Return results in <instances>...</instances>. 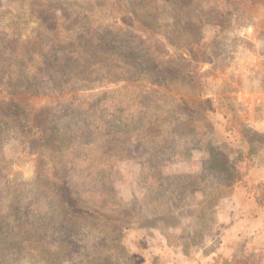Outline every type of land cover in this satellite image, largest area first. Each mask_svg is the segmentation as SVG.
<instances>
[{
	"label": "rangeland",
	"instance_id": "obj_1",
	"mask_svg": "<svg viewBox=\"0 0 264 264\" xmlns=\"http://www.w3.org/2000/svg\"><path fill=\"white\" fill-rule=\"evenodd\" d=\"M181 2L162 11L167 20L208 19L193 46L195 60L161 36L163 47L149 52L139 33L118 31L108 3L130 17L134 9L150 24L151 13L133 0H0V225L12 224L0 237L9 245L6 264H45L40 246L18 248L22 223L13 220L41 200L40 185L54 176L75 212H121L127 222L120 245L136 264H264V0ZM163 52L182 72L145 57ZM37 81L35 95L27 86ZM77 96L83 104L75 107L69 98ZM145 140L167 145L152 155L115 158L116 174H96L70 156L72 149L82 156V143L113 148ZM47 143L65 148L46 153ZM173 175L180 176L173 184L184 180L182 192L166 189L164 178ZM101 184L111 196L104 206L94 193ZM79 233L78 247L64 256L52 235L53 264H87L85 255L123 264L115 243L103 240L95 252L94 231L83 240Z\"/></svg>",
	"mask_w": 264,
	"mask_h": 264
},
{
	"label": "trees",
	"instance_id": "obj_2",
	"mask_svg": "<svg viewBox=\"0 0 264 264\" xmlns=\"http://www.w3.org/2000/svg\"><path fill=\"white\" fill-rule=\"evenodd\" d=\"M142 1V0H141ZM146 1V0H145ZM155 0H149L150 2H153ZM169 0H166L168 5L161 4V6H153L147 7V5H142L137 2V0H133V4L135 2V5L139 6V10L144 12L146 16L151 13L150 15V24H148L146 21L141 19L137 16V12L132 9V13L134 14L133 17H130L127 15L126 11L119 6L117 3H108L107 6L110 7V11L113 14V22L112 25L120 32H122L124 35L129 34L130 32L139 33V39L141 43V49L149 52H157V48L159 46L164 45L163 41L158 39L157 36H161L163 40L165 41L166 45H169L171 47H174L175 49H187L192 55V59H196L195 50H193V46L197 47L200 42V28L201 23L204 21H208L207 18H197V19H189L186 22H184L182 25L180 23L171 18V20H167L163 14L162 11H168L169 6H175L180 5L181 1H184V3H187V0H174V3L169 4ZM191 1V0H188ZM167 6V7H166ZM165 9V10H162ZM173 8V9H174ZM171 10V9H170ZM50 11V10H49ZM142 21L141 26L138 25V22ZM181 29V31H180ZM44 46L48 49V52L52 49V45H48V42L44 43ZM145 57H149L154 60L161 61V63H164L166 66H173L177 68V71L182 72L180 69L181 64H178V62H174V57L168 56L166 53H162V55L159 56H153L148 55ZM48 64V61L46 62ZM186 65H189V63H186ZM190 66V65H189ZM162 68V67H161ZM184 70V69H183ZM190 71L192 69H189ZM193 73V72H191ZM190 75V74H186ZM160 76V75H158ZM192 76V74L190 75ZM27 86V85H26ZM28 89H31L30 92L32 94L38 95L40 93L41 88V82H32L30 83V86H27ZM43 87L42 89H45ZM73 99L72 104L75 107L81 106L83 102L80 100L81 97L77 96ZM18 108L19 106H15ZM15 108V111L16 110ZM6 121H8L9 118L6 117V115L2 116ZM10 120V124L13 123L12 119ZM170 132L166 131L165 134H168ZM165 141L167 137L163 138ZM4 144V143H3ZM3 144L0 143V150L3 148ZM47 147L45 148L46 153H55V152H61L64 150L63 143H47ZM72 144V143H71ZM109 143H82L78 144V149H80V154H74L77 153L73 149L71 150L70 156H73L74 159H77V162L81 166H91L93 167V171L96 172V174H116L117 171L114 169L112 161L115 158H121L125 159L133 154H144L145 156H148V154H155L158 153L162 147L166 146L167 143H149V140H145V143H117L113 146V148H106ZM91 157H95L97 160L95 162H85L86 159H90ZM145 159V158H144ZM225 157H223V160L225 161ZM147 160V159H145ZM228 163V162H227ZM145 165V163H144ZM234 171V169H233ZM7 173V172H6ZM232 174L234 172L230 173V176L234 177ZM202 173L196 174L195 179L200 182ZM89 177H92L89 171ZM180 176L173 175L171 177L164 178L167 180L166 189H169L168 186L173 185L171 192H182L183 186L180 187V185L183 183V179H180L177 181V183L173 184L172 181L174 179L177 180ZM188 177L184 176V179L187 180ZM235 179H237L235 177ZM54 181H46V183H42L40 185V193L38 194V198L41 200H36L32 202L29 207H24L21 209L20 212H17V215L20 216V218H15V220L21 219V227L19 229V242H18V248H23V243H34L36 244V247L40 246L43 251V258L45 259L44 263L47 264L49 262L50 264L54 263L53 254H52V235L57 238V240H60V243L56 246L58 248L61 247L62 244H64V252L60 253L63 256L66 255V253L73 252L71 248H77L78 245L75 241L77 239V234L84 233L82 236L88 235L87 233L90 231H94L93 234L97 235L96 240L93 241V246L95 252L98 250L99 246L104 245L103 240L106 241L107 239L111 242L115 243L116 245L113 246V250H116L119 252L120 258L123 259L121 261L123 264H136V262L132 261L133 258L125 253L124 248L120 245V238L123 235V229H124V223L127 221H121L119 217L120 211L117 213L112 214H106V213H99L98 208L96 210H89L87 207L83 209H79L77 212H75L74 209L70 208V205H66V199L63 198V192L64 190H67V187L65 188L62 186V179L59 177L54 176ZM227 181V179L225 180ZM98 183V182H97ZM178 184V185H176ZM98 185V184H97ZM96 186V185H94ZM38 191V192H39ZM99 192L96 197H102L101 205L104 206L108 202V193L105 192L103 189V185L101 184L100 190L94 191V193ZM177 194V193H176ZM178 195V194H177ZM107 198V200H106ZM53 200L54 204L56 205V212L55 211H49L50 208V201ZM118 201V200H117ZM42 202V203H41ZM114 202V200H113ZM113 206H120V202L117 203V205ZM11 209V208H8ZM34 210V211H33ZM12 213L14 211L11 209ZM1 213V212H0ZM118 215V216H116ZM124 216V213H123ZM102 218V221H100ZM123 218H128L127 215H125ZM6 222L9 221V218H7L5 214V218H3ZM100 224H96V223ZM12 224L9 222L7 224L0 225V237L1 234L3 235L4 232H6L9 228H11ZM79 233V234H80ZM6 237V236H4ZM111 238V239H110ZM1 239V238H0ZM49 241V243H48ZM75 242L76 246L72 247L71 243ZM81 245V244H80ZM9 247L8 244H1L0 243V264H6L3 261V257L6 254V249ZM66 252V253H65ZM101 254V253H98ZM87 258V264H109L108 262L102 263L100 261H96V258L91 259L89 261L88 255H85ZM48 260V261H47ZM59 260H62L61 258ZM29 261V260H28ZM35 261V260H33ZM62 262V261H59ZM22 264V263H20ZM112 264V263H111Z\"/></svg>",
	"mask_w": 264,
	"mask_h": 264
}]
</instances>
